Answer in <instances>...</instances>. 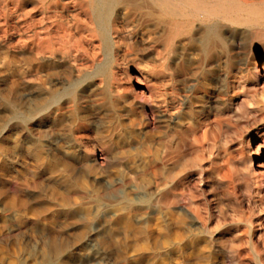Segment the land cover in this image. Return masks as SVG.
Instances as JSON below:
<instances>
[{
	"label": "rangeland",
	"instance_id": "1",
	"mask_svg": "<svg viewBox=\"0 0 264 264\" xmlns=\"http://www.w3.org/2000/svg\"><path fill=\"white\" fill-rule=\"evenodd\" d=\"M168 23V51L118 61L127 89L120 100L108 70L94 78L90 68L74 86L58 75L41 93L30 62L0 61V264H208L235 256L255 264L242 230L252 219L264 233L255 182L264 188L256 166L264 163V86L249 96L231 78L228 93L195 106L185 128V80L197 56L185 50L181 21ZM233 43L227 38L236 54ZM46 106L54 112L47 120ZM149 140L159 143L153 153H167L154 169L142 145Z\"/></svg>",
	"mask_w": 264,
	"mask_h": 264
},
{
	"label": "bare ground",
	"instance_id": "2",
	"mask_svg": "<svg viewBox=\"0 0 264 264\" xmlns=\"http://www.w3.org/2000/svg\"><path fill=\"white\" fill-rule=\"evenodd\" d=\"M169 20H180L179 26H185V50L197 56L196 65L189 73L193 79L190 83L185 80V128L192 124L195 106H204L219 94L228 93L231 78L238 76L242 80L247 95L259 92V84L264 86V0H0V61L10 58L30 62L32 77L41 83V93L58 75L74 86L91 77L87 71L90 68L96 67L94 78L102 77L108 70L116 86L112 92L120 100L127 89L119 86L115 70L118 61H126L128 57L134 61L140 54L151 60V53L157 54V48L168 51L170 42L166 39L172 31ZM227 38L236 44L238 53L228 49ZM134 79L137 84L143 82L139 76ZM46 94L50 91L46 90ZM144 97L148 99L146 94ZM68 99L67 104L76 102ZM248 100L244 101L246 105ZM43 112L45 120L54 114L50 106L43 107ZM149 120V127L153 128L154 118L151 116ZM142 145L151 162L149 168L154 169L155 161L164 162L167 158L164 149L152 152L151 148L159 145L157 141L149 140ZM256 166L264 174V163L258 161ZM257 181L256 193L262 203L263 180ZM255 222L249 220L242 232L247 235L252 253L248 259L264 264V233L258 231L257 235ZM205 261L244 264L241 256H235L230 262L224 257Z\"/></svg>",
	"mask_w": 264,
	"mask_h": 264
}]
</instances>
